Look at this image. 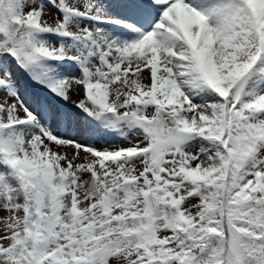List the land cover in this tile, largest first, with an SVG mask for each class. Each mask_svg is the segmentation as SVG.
Listing matches in <instances>:
<instances>
[{
  "label": "snow or ice",
  "instance_id": "6c2138e0",
  "mask_svg": "<svg viewBox=\"0 0 264 264\" xmlns=\"http://www.w3.org/2000/svg\"><path fill=\"white\" fill-rule=\"evenodd\" d=\"M0 264H264V0H0Z\"/></svg>",
  "mask_w": 264,
  "mask_h": 264
},
{
  "label": "rangeland",
  "instance_id": "374dc122",
  "mask_svg": "<svg viewBox=\"0 0 264 264\" xmlns=\"http://www.w3.org/2000/svg\"><path fill=\"white\" fill-rule=\"evenodd\" d=\"M16 79L18 80V86L20 87V89L22 91H24L26 89V85H25V82L23 81L22 77L18 73H16ZM79 98L80 97L77 95H73V97H72L73 100H78ZM97 146L99 147L100 145L97 144Z\"/></svg>",
  "mask_w": 264,
  "mask_h": 264
}]
</instances>
